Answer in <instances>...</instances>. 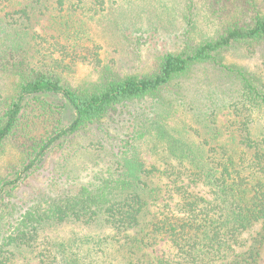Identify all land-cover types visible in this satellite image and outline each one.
I'll use <instances>...</instances> for the list:
<instances>
[{"label": "trees", "instance_id": "1", "mask_svg": "<svg viewBox=\"0 0 264 264\" xmlns=\"http://www.w3.org/2000/svg\"><path fill=\"white\" fill-rule=\"evenodd\" d=\"M88 1L0 0V264L26 260L62 225L112 232L73 241L94 261L103 249L122 264H264V81L227 60L264 47V13L241 23L237 0H212L220 25L196 41L190 0L183 47L147 72L124 74L82 20L118 2ZM200 68L220 79L193 112L199 101L184 81ZM80 69L87 74L77 78ZM178 115L201 127L175 130ZM220 115L230 118L221 124ZM145 147L158 163H148ZM80 151L95 160L72 171ZM43 172L47 186L15 201ZM161 243L170 254L153 253ZM60 248L38 264H90Z\"/></svg>", "mask_w": 264, "mask_h": 264}, {"label": "rangeland", "instance_id": "2", "mask_svg": "<svg viewBox=\"0 0 264 264\" xmlns=\"http://www.w3.org/2000/svg\"><path fill=\"white\" fill-rule=\"evenodd\" d=\"M195 5V30L191 31L190 38L200 41L205 36L212 34L214 29L220 25V22L215 19V9L212 8V0H192ZM256 7L247 5L249 10H245L242 6L241 0H237L236 6L233 8L237 21L249 22L255 15L254 11L264 13V0H254ZM117 4H109V10L100 13V15L90 14V19L86 16L82 17L84 22L92 29L93 33L98 36V40L103 46V57L107 61H113L119 67V70L124 74L143 73L147 72L152 63L158 56L168 52L180 50L183 47V42L186 40L187 24L183 18V12H187L190 0H117ZM116 3V2H115ZM233 3V4H234ZM87 5L91 7L92 0H89ZM238 5V6H237ZM106 8V7H105ZM221 12V8H216ZM90 13V12H88ZM124 16L122 17V14ZM114 15L116 21L120 23L121 27L114 26L111 22V15ZM125 15H127L125 17ZM197 16V17H196ZM227 60L236 63L239 66L246 68L249 72L256 74L264 81V47L258 49L255 54H247L243 51H232ZM87 74L84 69H80L77 78H82ZM218 75L208 71L205 68H200L191 74L185 81V89L191 96L199 101L196 110L202 106L201 101H204L210 94L215 92ZM224 88H229L231 85L220 82ZM218 90V89H217ZM189 98V97H188ZM216 98V95H214ZM192 101V99L187 100ZM221 124H225L230 117L225 115L219 116ZM220 124V125H221ZM257 129L259 131L263 122L258 123ZM189 127H201L200 123L192 116L175 117L172 120L171 126L175 130ZM64 152L53 155L47 163V168L51 164L56 165ZM14 158V156H12ZM9 156L2 157L3 160L8 159ZM144 158L148 163H158L157 157H154L148 147L144 149ZM63 160V158H62ZM61 160V161H62ZM95 160L92 154H86L80 151L71 158L67 164L72 171L80 167H90ZM46 172V171H44ZM38 175L30 183H27L24 188L18 190L14 195V200L29 199L34 193L40 192L44 185L47 186L49 174ZM28 200V201H29ZM112 232L108 228H103L101 225L95 227H83L81 225H62L48 233L41 236L34 249L28 250L26 260L21 258L16 264H38V257L44 253L46 249L53 251V253L60 252V245L67 247L71 253L84 258L83 263L93 264H122L120 259H113L115 255L108 251L100 252L94 261L93 255H88L87 248L83 246H72L73 241L88 239L89 237L106 236ZM101 251V249L99 250ZM155 255L170 254V248L167 244L161 243L160 247L153 252ZM68 254V253H66ZM148 254V252H146ZM71 255V254H70ZM101 257V258H100Z\"/></svg>", "mask_w": 264, "mask_h": 264}]
</instances>
